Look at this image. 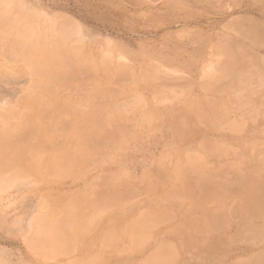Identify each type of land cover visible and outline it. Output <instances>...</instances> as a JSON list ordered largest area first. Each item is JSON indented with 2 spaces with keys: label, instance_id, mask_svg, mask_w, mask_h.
Returning <instances> with one entry per match:
<instances>
[{
  "label": "rangeland",
  "instance_id": "obj_1",
  "mask_svg": "<svg viewBox=\"0 0 264 264\" xmlns=\"http://www.w3.org/2000/svg\"><path fill=\"white\" fill-rule=\"evenodd\" d=\"M9 1L0 0V16L3 17L8 9L12 8L15 15L11 17L15 19L16 25L33 24L36 29L43 30V34H52L55 38H62L63 34L66 37L68 35L69 39L72 38L70 42L73 41L71 42L73 46L81 48V51L91 55L96 62H99L102 59L101 54L106 52L104 59L108 56V65L113 66L109 83L102 82L104 79L102 73H95L90 68L83 69L81 71L85 74L79 79L84 77L83 81L81 80L83 84L78 80L73 81L67 84L65 92H62L69 94L67 96H70L73 105L75 103L74 106L80 104L77 108L79 109L86 103L87 97L91 96L93 87L97 83H103L102 85L106 86L104 88L106 100L97 97L93 99V104L95 103V108L102 109L98 113L116 120L115 125H119L121 129L118 133L122 134L118 136L117 133V136L114 134L109 137H116L115 141L118 140L114 142L113 138L110 142L111 145L118 144L115 149L105 147L110 146L109 138L105 140V144V141L100 142L98 141L100 137L95 136L97 141L94 137L93 143L101 146L103 142L104 146L102 144L101 152L99 150L97 155L91 154L90 158L95 159L97 156L99 163L92 159L95 164H92L91 160L86 165H76L72 175L57 178L51 183L37 182V177L31 172L19 174L21 177L15 179L9 178L12 177L10 170H4V173L0 174V264H84L83 258L86 255L80 246L65 249V253L59 249L52 252L50 245H46L49 246L47 252L42 248V244L38 243L43 239L48 241V235L43 230V226L47 225V219L43 216L42 199L51 193L66 196L90 189L94 183L97 188L103 187L106 194H110L109 184L111 185L113 177L125 174L129 177L128 184L131 190L126 191L120 198L122 202L124 201V206H121L119 201L122 208L116 205L110 212L101 216L100 222L111 219L133 220L141 209L149 208L155 211L161 208L164 203H151L147 192L141 188L145 173L151 172L154 178L158 179L161 170L164 175L171 174L170 170L166 172L164 169V163L183 164L191 156L200 159L206 157V152L199 145L191 142L189 138L187 141L180 140L175 132L179 125L177 119L187 113L188 100L207 99L208 102L217 104L218 99L223 102L224 94L231 92L233 100L228 102L226 108L224 106L225 111L223 108V112L219 113L221 119L218 126L203 124L200 127L203 136L207 142L220 143L219 145L230 150L232 155L227 158L229 162H237L251 149L255 151L252 153L254 155H251L255 159L264 157L260 152L264 148V0ZM28 14L34 21H38L32 20L30 24L31 17ZM56 24L60 26L55 27ZM6 27L8 28L0 27V115L14 109L17 104H22L23 98L32 92V85L36 81V77L27 72L29 62L23 66L24 62L15 58L18 53L20 55L21 48H17L16 43L13 44L14 38L17 37L16 34H12L14 30L10 29L11 26L8 30ZM50 28L59 31L60 34L52 33ZM8 37L13 38L9 40ZM63 39L65 42V38ZM68 41L63 43L67 44ZM224 48L233 56L231 60L235 62L236 75L234 73L231 77L220 78L215 89L203 88L208 78L211 80L214 75L215 78L220 77L219 70L226 55L223 54ZM24 54L23 52L21 56ZM119 66H122L121 69ZM115 69H119L121 73L114 75ZM105 89L111 91L107 92ZM118 89L123 93L120 91L119 94ZM114 90L115 95L117 92L119 95L111 97L110 93ZM63 94L61 93L62 96ZM97 99L100 101L96 103ZM236 106L239 108L236 109ZM81 109L84 110L82 107ZM251 110L254 114L249 115ZM151 117L161 118L151 125ZM239 123L243 127L240 131L237 128L236 131L233 126ZM58 132L53 133V139L59 138ZM87 143L89 141L85 144ZM77 146L82 148L84 145L79 143ZM102 150L104 152L107 150V154ZM230 174L227 175V180L231 177ZM239 198V195L232 198L236 207L240 206ZM181 204L184 205L185 201ZM218 206L219 202L216 201L208 207L214 210ZM235 222V219L229 221L220 228L219 234L213 231L214 236L219 235L222 239L220 245H213L207 239L201 240V244L186 245L182 251L180 264H253L251 260L254 259L259 261L258 264H264V234L256 240L242 235L235 238L237 237L234 236ZM249 223L258 227L264 224V218L251 219ZM157 237L153 236L146 242L133 255V260L143 261L153 251L157 241L163 238ZM230 237H234L235 240L231 241ZM79 240L84 244L83 239ZM93 246L96 247L98 244L95 243ZM94 250L91 248L88 252L93 258L97 255ZM259 257L262 262L258 260ZM123 260L128 258L125 257ZM111 262L115 264V260ZM112 263L109 260L105 264ZM88 264L100 263L92 261Z\"/></svg>",
  "mask_w": 264,
  "mask_h": 264
},
{
  "label": "bare ground",
  "instance_id": "obj_2",
  "mask_svg": "<svg viewBox=\"0 0 264 264\" xmlns=\"http://www.w3.org/2000/svg\"><path fill=\"white\" fill-rule=\"evenodd\" d=\"M8 2L10 1L8 0ZM8 10L3 17L0 16V27L8 26V28L6 27L8 30L11 26L10 29L14 30L12 34H16L17 37L14 38L13 44L16 43L17 48L22 50L19 51L20 55L18 53L15 58L17 57L16 59L23 61V66L29 62L27 72L35 76L36 81L32 85V92L23 98L22 104H17V107L12 110H8V108L7 112L0 115V118H2L0 122V174L4 173V170H10L12 177L9 178L15 179L21 177H19V174L31 172L37 177V182L51 183L57 178L62 179L72 175L76 165L90 163L93 159L90 157L94 153H96L95 155L98 154L97 152L102 148V144L104 146L103 142L109 139L108 142H112L114 137H109L114 134L117 136L118 131L121 130L119 125H115L116 120H111L109 117L103 116L102 113H98L102 109L95 108L96 105L93 104L94 98L101 97L104 99V88L106 86L102 85V82L109 83L113 66L108 65V56L104 59V56L107 55L105 51L108 50H105V54L102 53L100 56L102 59L96 62L91 55L72 45L71 42L73 41L70 42L72 36L69 39L68 35L67 37L65 34L62 35V33H65L62 32L63 28L60 31L64 37L55 38L52 34L46 35V30L43 34V30L36 29L29 14L31 19L27 15V18L30 19L27 20L31 22L33 29L28 24L26 26L16 25L15 19L13 20L11 17L15 15L12 8ZM31 15L33 16V14ZM37 21L33 20V22ZM59 24H56L55 27H59ZM53 28L52 30L50 28L52 33L60 34L59 31H53L56 29ZM15 30L17 33H15ZM12 38L10 39L12 40ZM63 38H65V42L69 40L67 44H64ZM2 41L5 42L4 39ZM70 43L72 46L69 45ZM24 48L29 51L26 50V52L23 50ZM224 49L223 54L226 53L227 57L225 55V61L219 70L221 71L220 77L215 78L216 75H214L215 77L211 80L208 78L209 81L205 82L203 88L215 89L214 87L220 78L234 75L236 69L234 70L235 62L231 60L233 56L230 55L227 48ZM23 52L25 54L21 56ZM30 52L31 54H29ZM72 59L73 61H71ZM89 68L95 73H102L104 79L100 82L102 84L93 85L95 87H93L92 93L90 92L91 96L87 97L88 100L85 104L83 103L84 106L81 105L84 110L81 107L77 109L80 104L77 103L79 106H74L75 103L73 105L70 96H67L69 94L65 93V95L62 91L66 90L64 89L65 86L73 81L78 80L79 83L81 80L83 81L84 77L79 80L85 74L81 70ZM113 73L117 75L121 72L119 69H115ZM108 90L106 91L108 92ZM117 91L120 94L121 90L118 89ZM109 93L106 95L108 96ZM110 94L111 97L114 96L116 94L115 90ZM119 94L117 92V95ZM224 96L225 99L221 98L224 101L218 99L217 104L211 103V101L208 102L207 99L201 101L188 100L186 103L187 113L177 119L179 125H177L175 132L178 138L184 141L189 138L191 142L199 145L206 152L205 158L200 159L191 156L185 163L173 165L167 161L169 164L164 163L165 167H163L166 172L170 170L169 177L166 174L164 175L162 170L160 176L158 175V179L154 178L151 172L145 173L141 188L144 192H147L151 203L163 202L164 205L161 208L156 209L157 211H152L153 209L149 208L141 209V212L138 211L139 214L133 220L111 219L100 222L101 216L110 212L116 205L119 208L124 206V201L122 202L120 198L126 191L131 190L128 184L129 177L125 174L113 177L114 180L112 179V182L110 181L111 185L109 184L111 186L108 191L110 194H106L103 187L97 188L94 183L90 189L88 188L89 190L77 191L66 196L51 193L42 199L43 216L47 219V225L43 226V230L48 235V241L43 239L38 242L42 244V248L47 251L49 246L46 247V245H50L53 249H50V251L53 252L59 249L66 253L67 249H75L80 246L84 255H86L83 258L85 260L84 264L92 261L105 264L109 260L110 263L115 260V264H180L182 251H184L186 245H197L205 239L213 245H220L222 239L219 235L214 236L213 233L215 232L213 231L218 233L220 228L229 221H233V219L236 220V233L234 236L237 237L235 238L240 237V235L249 236L255 238V240L263 237L264 224H260L258 227L253 226L250 225L249 220L264 218V157L255 159L252 157L254 155L252 153L255 151L251 149L241 156L237 162H229L227 158L232 155V152L223 145H219L220 143L211 144L207 142L208 140L203 136L200 129L203 124L211 127L218 126L221 119L219 113L223 112L224 106L226 108L228 102L233 100L231 92H227ZM100 100L97 99L96 103ZM107 100L109 99L107 98ZM113 102L115 101L113 100ZM181 103L184 102L181 100ZM124 107L126 108V106ZM237 107L236 109L239 108ZM120 110L122 111V109ZM118 111L116 112L119 113ZM251 111L248 112L249 115L254 114V111ZM160 118L151 117L150 124L159 121ZM241 124L233 126V129L238 128L237 130L240 131L244 126L243 124L241 126ZM54 132L59 133L58 139H53ZM120 133H118V136ZM95 136L100 137L98 141L103 140L102 144L100 143L101 146L93 143L95 138L97 141ZM85 138L89 143L85 144ZM90 139H93L91 143ZM115 139L116 137L113 139L114 142L118 141H115ZM79 143H83L84 146L77 148ZM107 146L109 145L105 147L115 149L118 144L111 145L110 143V146ZM260 152L264 155V148ZM100 155L102 156L101 153ZM96 157L95 159L99 163ZM93 160L91 163L95 164ZM228 174L231 177L227 180ZM216 177L223 179V181ZM8 180L7 182H9ZM103 183H105V180ZM106 184L108 185V183ZM235 195L240 197L239 207L233 204L232 198ZM119 201H121V206H119ZM183 201H185L184 205L181 204ZM216 201L219 202V206L214 210L210 209L208 206ZM142 210L144 211L142 212ZM153 236L163 238L157 241L154 249H152L153 251L143 261H134L133 255ZM235 238L233 237L231 241ZM79 239H83L84 244ZM95 243L98 246L94 247ZM91 248L97 252L95 258L88 254ZM63 252L61 251V253ZM106 252H110V254H106ZM125 257L128 260H123ZM258 260H260V257ZM251 261H253V264L259 262H257V259ZM260 261L262 262V259Z\"/></svg>",
  "mask_w": 264,
  "mask_h": 264
}]
</instances>
